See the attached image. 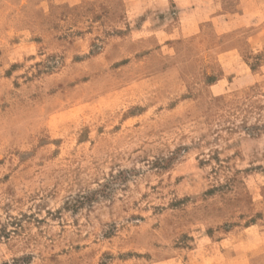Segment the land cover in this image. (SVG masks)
<instances>
[{
    "label": "rangeland",
    "instance_id": "obj_1",
    "mask_svg": "<svg viewBox=\"0 0 264 264\" xmlns=\"http://www.w3.org/2000/svg\"><path fill=\"white\" fill-rule=\"evenodd\" d=\"M0 264H264V0H0Z\"/></svg>",
    "mask_w": 264,
    "mask_h": 264
}]
</instances>
